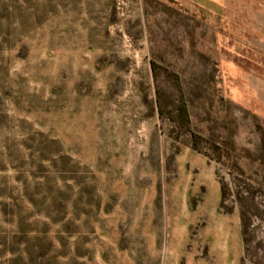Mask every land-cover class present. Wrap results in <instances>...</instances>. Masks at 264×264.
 I'll return each instance as SVG.
<instances>
[{"label": "rangeland", "instance_id": "rangeland-1", "mask_svg": "<svg viewBox=\"0 0 264 264\" xmlns=\"http://www.w3.org/2000/svg\"><path fill=\"white\" fill-rule=\"evenodd\" d=\"M218 1L0 0V264H264V0Z\"/></svg>", "mask_w": 264, "mask_h": 264}, {"label": "crops", "instance_id": "crops-1", "mask_svg": "<svg viewBox=\"0 0 264 264\" xmlns=\"http://www.w3.org/2000/svg\"><path fill=\"white\" fill-rule=\"evenodd\" d=\"M188 5L198 8L200 11L208 14L212 17H218L222 13L223 7L222 2L218 0H209L208 3H196L193 0H185ZM224 6V5H223Z\"/></svg>", "mask_w": 264, "mask_h": 264}]
</instances>
